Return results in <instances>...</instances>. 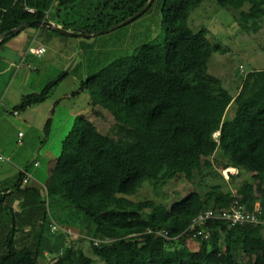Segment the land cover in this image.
Instances as JSON below:
<instances>
[{
	"label": "trees",
	"instance_id": "obj_1",
	"mask_svg": "<svg viewBox=\"0 0 264 264\" xmlns=\"http://www.w3.org/2000/svg\"><path fill=\"white\" fill-rule=\"evenodd\" d=\"M158 1L164 37L132 53H120L82 80L80 90L90 92L92 107L113 116L110 131L102 132L90 118H79L63 140L47 198L41 196V188L26 186L20 213L12 206L7 209L11 192L0 195V212L6 210L10 216L9 221L0 217V264H38L45 252L57 255L55 264H95L81 246L67 241L69 233L61 228L75 226L81 232L77 241L88 240L104 264H264L262 225L212 219L204 224L208 239L193 236L200 226L190 229L201 211H221L235 201L247 211L260 202L264 219V70L249 71L233 95L221 78L208 72L214 51L208 30L194 31L188 22L191 11L204 0H154L140 17ZM217 1L238 10L247 30L262 28L264 0ZM148 2L102 0L98 20L71 28L49 19L55 0H0V36L5 34L0 44L21 32L12 30L34 21L57 22L74 36L99 35ZM74 3L58 0V11ZM41 30L48 40L62 35L49 26ZM66 75L25 95L17 110L46 101ZM233 104L235 120L241 117L235 123L226 118ZM50 123L51 118L46 133ZM216 163L238 170L232 180L244 171L252 179L242 181L234 192L226 188ZM179 175L189 181L199 178L198 183L208 178L214 182L204 193L194 190L175 201L168 211L154 199L131 198L146 181L158 190ZM24 183L22 174L17 189ZM52 207H60L57 223ZM54 223L57 231L52 230ZM19 233L24 237L18 238Z\"/></svg>",
	"mask_w": 264,
	"mask_h": 264
},
{
	"label": "rangeland",
	"instance_id": "obj_2",
	"mask_svg": "<svg viewBox=\"0 0 264 264\" xmlns=\"http://www.w3.org/2000/svg\"><path fill=\"white\" fill-rule=\"evenodd\" d=\"M100 1L102 0H75L74 6L67 8L61 6L62 9L58 11V0H55L49 19L61 21L63 25L69 23L68 26H71V28L90 26L95 20H98L97 14L99 11L97 6ZM106 11H109V9ZM50 20L49 22H52ZM188 22L194 31L202 28L208 30V38L214 48L208 65V72L221 78L224 87L229 89L233 95L239 92L249 71L264 70V19L261 21L262 28L259 31L247 30L239 20L238 10L221 6L217 0H204L199 7L191 11ZM89 35L91 34L83 32H79V36L53 35L49 38L50 40L46 39L44 41L47 52L43 57L44 62L41 63V68L40 65H38V68L42 75L49 78L46 84L61 75H67L53 88L46 101L33 108L30 113H33V115L35 113L40 118L43 117L49 107L52 108L48 119L51 118L50 133L52 132L53 136L48 143L53 144V148L56 149L54 152L58 157L62 150V138L67 135L79 118H90L102 132L110 131L114 123L113 116L99 106L92 107L90 92L87 89L80 90L82 80L104 67L120 53H132L137 47L164 37L165 32L162 28V12L159 1L155 2L146 15L124 26L107 33ZM219 47L222 48L221 51H218ZM16 71L17 68H13L8 77ZM235 117L236 104H233L230 106L226 118L231 120V123L238 122L241 119V117H237L235 120ZM18 131L24 132L22 129ZM18 131H15V137L18 135ZM218 134H215V138ZM43 142H45L44 130L39 131V125H35L34 131L29 133V144L26 150H34ZM216 167L226 181V188H230L234 192H236L237 186L242 181L252 179V174L244 171L240 172L236 180H232V174L238 175L237 169H230L227 176L225 172L227 169H224L221 163H216ZM198 180L199 178L189 181L184 175H179L161 185L158 190H156L153 183L146 181L143 188L131 198L134 200L154 199L163 204L164 209L168 211L175 201L187 196L194 190L204 193L209 185L214 182L213 179L208 178L207 181L201 182V184L198 183ZM216 181L220 180L217 179ZM39 188H41V196L47 198L46 188ZM5 203L7 204V201ZM59 209L60 207L50 208L55 222L58 221L57 213ZM54 226L55 223L52 230L57 231V227L54 228ZM61 228L69 233L67 238L69 243L81 246L87 255L94 258L95 264H104V259L95 255L91 250L88 240L77 241L81 234L78 227H70L68 230L65 227ZM21 234L19 233L17 236H22ZM31 234L32 232L26 235L31 236ZM193 242L189 245H194ZM56 258L57 255L47 252L41 254L38 264H55ZM244 260L247 261L248 258L244 257Z\"/></svg>",
	"mask_w": 264,
	"mask_h": 264
},
{
	"label": "crops",
	"instance_id": "obj_3",
	"mask_svg": "<svg viewBox=\"0 0 264 264\" xmlns=\"http://www.w3.org/2000/svg\"><path fill=\"white\" fill-rule=\"evenodd\" d=\"M54 24L60 26L57 22ZM41 27L26 26L18 35L0 44V195L11 192L6 200L7 209H11L12 206L20 213L23 212L21 208L24 205L23 200L27 197L23 192L24 188L26 186L46 188L53 181L55 165L59 158L54 152L56 149L53 148V144L48 143L52 140V132L45 131L52 108L49 107L40 118L30 112L45 101L26 110L16 108L25 95L41 91L49 79L42 75L38 68V65L41 68L47 52V46L44 44L46 38L44 39ZM39 48H45L46 51L42 54L34 52ZM15 67L17 71L8 77ZM35 125H39V131L44 130L47 143L43 142L31 151L26 150L29 133L34 131ZM20 129L24 132H19ZM15 131H18L17 137L14 136ZM64 138L61 140L62 143ZM36 162L39 164L35 165ZM24 170L30 174V180L17 189ZM1 216L3 221L10 220L6 210L0 212Z\"/></svg>",
	"mask_w": 264,
	"mask_h": 264
},
{
	"label": "built area",
	"instance_id": "obj_4",
	"mask_svg": "<svg viewBox=\"0 0 264 264\" xmlns=\"http://www.w3.org/2000/svg\"><path fill=\"white\" fill-rule=\"evenodd\" d=\"M32 11V10H31ZM46 50L45 48H39L36 49L34 52L38 54L44 53ZM220 134V132H217ZM22 135V134H20ZM21 142V140H20ZM39 163L36 162L35 165H38ZM229 168L225 172L227 173V176L229 175ZM24 174V182L27 183L30 179V174L27 170L22 171ZM262 209L260 202H257L255 205V208L253 211H247L245 206L241 205L238 201H235V203L224 210H215L213 208L206 209L204 211H201L194 219L190 226L191 230L196 229L197 226H200L199 229H197L196 232H194V237H204L208 239L210 237L209 231H207L204 228V224L212 219H224L227 222L231 223L232 225L235 224H251L254 226L262 225L264 230V219L261 218ZM57 225L55 224L54 228H56Z\"/></svg>",
	"mask_w": 264,
	"mask_h": 264
},
{
	"label": "water",
	"instance_id": "obj_5",
	"mask_svg": "<svg viewBox=\"0 0 264 264\" xmlns=\"http://www.w3.org/2000/svg\"><path fill=\"white\" fill-rule=\"evenodd\" d=\"M153 1L154 0H149V2L146 4V6L144 8H142L140 11H138L137 13H135L134 15H132L131 17H129L128 19H126L122 23H119L117 25H114L110 29L101 30V31L97 32V34L107 33L108 31L117 29V28H119L121 26H124V25L132 22L133 20L137 19L138 17H140L145 12L150 7V5L153 3ZM26 26H39V27H41V26H49L52 29H54V30H56V31H58V32H60L62 34H65V35H75V33L71 32L69 30H66L63 27H61L59 25H56L53 22H49V21H34V22H31V23H26V24L20 26L19 28L12 30V31L24 29ZM3 36H0V40H1V38ZM219 137H220V134H218L216 136V139H218Z\"/></svg>",
	"mask_w": 264,
	"mask_h": 264
},
{
	"label": "bare ground",
	"instance_id": "obj_6",
	"mask_svg": "<svg viewBox=\"0 0 264 264\" xmlns=\"http://www.w3.org/2000/svg\"><path fill=\"white\" fill-rule=\"evenodd\" d=\"M217 136V135H216Z\"/></svg>",
	"mask_w": 264,
	"mask_h": 264
},
{
	"label": "clouds",
	"instance_id": "obj_7",
	"mask_svg": "<svg viewBox=\"0 0 264 264\" xmlns=\"http://www.w3.org/2000/svg\"><path fill=\"white\" fill-rule=\"evenodd\" d=\"M230 169V168H229Z\"/></svg>",
	"mask_w": 264,
	"mask_h": 264
}]
</instances>
